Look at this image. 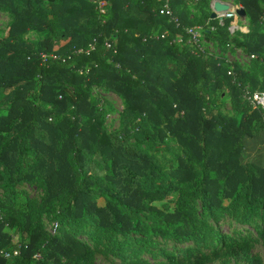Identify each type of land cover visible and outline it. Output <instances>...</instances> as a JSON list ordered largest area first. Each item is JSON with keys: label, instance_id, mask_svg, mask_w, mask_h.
Here are the masks:
<instances>
[{"label": "trees", "instance_id": "16d2710c", "mask_svg": "<svg viewBox=\"0 0 264 264\" xmlns=\"http://www.w3.org/2000/svg\"><path fill=\"white\" fill-rule=\"evenodd\" d=\"M197 1L202 8L190 17L185 0H170L175 21L164 0H0L12 15L8 37H0V88L9 90L0 106V249L12 251L5 221L29 232L0 264H91L90 247L73 234L87 223L95 242L122 237L113 246L127 264H141L153 237L245 255L248 239L219 233L209 218L231 211L241 222L264 220V163L243 155V140L264 132V110L245 97L264 91V0H232L248 21L247 31L233 35L231 19L220 26L209 0ZM194 25L222 50L254 57L251 72L237 63L230 69L189 42L184 27ZM30 32L37 41L24 39ZM178 36L182 42L173 41ZM224 82L234 110L228 116L210 102ZM94 85L124 98L118 131L106 130ZM135 118L154 126L159 142L139 123L130 125ZM145 137L173 157L149 153L139 144ZM23 181L43 188L39 209L62 238L46 234L28 203L17 201L15 185ZM257 230L264 239V227ZM164 254L173 264H202L206 256L199 248Z\"/></svg>", "mask_w": 264, "mask_h": 264}, {"label": "rangeland", "instance_id": "374dc122", "mask_svg": "<svg viewBox=\"0 0 264 264\" xmlns=\"http://www.w3.org/2000/svg\"><path fill=\"white\" fill-rule=\"evenodd\" d=\"M88 1H97V0H88ZM212 0V6H213ZM219 2L224 3L225 1L230 2V0H218ZM233 4H235L233 2ZM238 5V4H237ZM239 6V5H238ZM241 7V6H239ZM242 8V7H241ZM236 22L239 30L242 27V30H246L245 26L248 25V21L244 17H240V15L235 16ZM12 19V15L8 10H4L0 8V37H8V29L9 23ZM234 20H231V23ZM230 23V24H231ZM234 23V22H233ZM230 35L231 34L230 32ZM204 32L202 37L196 44L208 55H214L217 57H222L227 61L230 65V69L233 67V63H237L243 67L244 70L251 72V66L254 63V57L248 55L243 52L240 48H232V46H228L227 49L222 50L216 42L213 41H205L204 40ZM38 35L35 32L26 33L24 39L29 40H38ZM262 78V77H261ZM223 88H220L212 96L210 99L211 105L214 103L218 105L214 109H218L225 115H233L234 110L232 109V103L229 97V87L226 82L223 83ZM73 87V86H70ZM246 92L248 89H251V85L247 82L245 83ZM8 89L0 88V106L6 107L7 103L2 102L4 95L8 92ZM91 96L97 101V106L102 109L103 115V123L107 131L115 132L118 131L122 126V116L125 110V101L124 98L106 88L105 86L94 85L90 90ZM222 98V100H220ZM69 115H72V108H69L66 112ZM134 123H139L141 127L147 129L151 135L153 134L155 139L157 140V136L155 133V127L149 124L148 122L142 121L139 118L133 119L129 122L130 125ZM148 136V133L145 135ZM145 137V140L140 139V146L142 148H146L149 153L155 151L154 148H151L150 142L148 138ZM144 138V136H143ZM136 140L135 137L131 136L129 138V143H134ZM158 141V140H157ZM159 142V141H158ZM167 142L170 145H173L174 148H178L176 142L170 138L167 139ZM160 145V144H159ZM157 154H164L167 157H173V155L161 148V151H155ZM15 189L17 191V201L18 202H27L28 212L32 214V218L34 221H38L42 225L43 231L48 235H57L62 238V233L57 228L56 222L52 220L47 212L39 209L41 197L43 195V188L39 185L37 181L28 182L23 181L21 183H17L15 185ZM6 200L5 194L3 190L0 188V202ZM159 204L158 202L156 203ZM195 206L198 210V213L201 211V202L197 199L195 201ZM262 212V211H261ZM260 212V213H261ZM264 214V212H263ZM5 212L0 209V217H5ZM21 216L18 217V221H20ZM209 222L214 226V228L218 229L221 234H226L230 237H241L244 235L248 239V249L245 250V255L243 257L236 256L235 251L232 247H225L218 251V253L211 252L212 247L209 244L203 245L195 240H185L179 241L175 239H162L160 237H153V245H149L146 249L141 252L138 256L141 264H173L169 263L167 260L164 251H169L173 253V255L178 256L185 253L187 250L191 249V251H196L197 248L202 249L204 255H206L202 259V264H253L251 260H257L260 263H264V239L260 236L257 227H264V220L259 216H253L251 220L247 222H241L239 216L234 214L233 212L224 213L220 216L219 220H213L209 218ZM92 226L88 225L83 227L80 231H74L73 234L76 235L77 240L79 241V245L83 244L87 245L91 249V264H127L123 260V258L119 255L118 250L113 246L114 239H122L121 236H115L114 238L104 236L101 237L99 241L95 242L94 238L91 236L90 231L92 230ZM3 231L11 237V244L8 245V249H12V253H16L21 244L26 243L29 240V232L21 229L20 225L17 223H7L5 221V226L3 227ZM44 245L42 244L41 247ZM202 246H206L203 248ZM7 248V247H6ZM78 250V248H75ZM81 251V250H79ZM39 251L36 253V256H39ZM60 259L65 261V256L60 255Z\"/></svg>", "mask_w": 264, "mask_h": 264}, {"label": "built area", "instance_id": "2783aa9c", "mask_svg": "<svg viewBox=\"0 0 264 264\" xmlns=\"http://www.w3.org/2000/svg\"><path fill=\"white\" fill-rule=\"evenodd\" d=\"M164 1H165V5H164L165 10L169 14H171V17L173 19H175V21H177V19L173 16V14L171 12L170 0H164ZM217 1L218 0L213 1V4H214V2H217ZM224 3H227L230 6V9L228 11H225V12L217 13V16L215 18L217 19V22L220 26L225 23V21H224L225 19L234 20L236 18L235 16L238 15L237 10L240 8L238 5H233L231 2H228V1H225ZM214 28H215V26H211V29H214ZM228 29L232 33L236 29H238V25H236V23L232 22L228 26ZM184 31L189 35L188 41L195 44L199 41V39L203 35V26L202 25L185 26ZM173 41L182 42L183 39H182V37L178 36V37L174 38ZM245 97L247 98L249 104H251L254 107H259V108L264 110V91H253V92L245 95ZM16 253H12L9 251H3L2 249H0V255H2L6 259H12V257Z\"/></svg>", "mask_w": 264, "mask_h": 264}, {"label": "crops", "instance_id": "0c3cea01", "mask_svg": "<svg viewBox=\"0 0 264 264\" xmlns=\"http://www.w3.org/2000/svg\"><path fill=\"white\" fill-rule=\"evenodd\" d=\"M186 1V5H187V9L190 11L189 16L192 17L193 15H195V13H198L200 11L201 4H199V2L197 0H195V2H193V0H185ZM230 2L233 4V1L230 0ZM235 5V4H233ZM209 7L211 9V12L213 11V6H212V0H209ZM239 16V15H238ZM240 17H244L247 19L246 16H241ZM234 23L237 24L236 22V18L233 21ZM241 28V31H247L248 30V25L245 26L246 30H242V27L239 26ZM239 29V28H238ZM205 41H210L207 37H204ZM243 155L247 156L249 158L255 159L260 161L261 163H264V132H259L254 136H250L248 138H245L243 140ZM260 153V154H259ZM261 156V159L259 160L258 157Z\"/></svg>", "mask_w": 264, "mask_h": 264}, {"label": "water", "instance_id": "95a60500", "mask_svg": "<svg viewBox=\"0 0 264 264\" xmlns=\"http://www.w3.org/2000/svg\"><path fill=\"white\" fill-rule=\"evenodd\" d=\"M230 9V6L227 3H222V2H214L213 4V11L211 12V18H215L217 16V13L225 12ZM237 14L241 16H245V11L243 8H239L237 10Z\"/></svg>", "mask_w": 264, "mask_h": 264}]
</instances>
